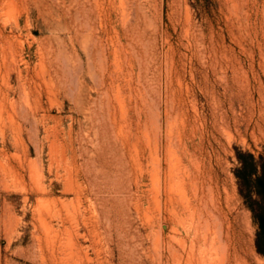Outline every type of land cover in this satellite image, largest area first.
Returning <instances> with one entry per match:
<instances>
[{"label": "rangeland", "instance_id": "374dc122", "mask_svg": "<svg viewBox=\"0 0 264 264\" xmlns=\"http://www.w3.org/2000/svg\"><path fill=\"white\" fill-rule=\"evenodd\" d=\"M241 155L264 0H0L4 264H264Z\"/></svg>", "mask_w": 264, "mask_h": 264}, {"label": "trees", "instance_id": "16d2710c", "mask_svg": "<svg viewBox=\"0 0 264 264\" xmlns=\"http://www.w3.org/2000/svg\"><path fill=\"white\" fill-rule=\"evenodd\" d=\"M240 162L242 166L238 170L237 177L242 187V194L259 224L258 247L264 254V158L257 160L253 155H241ZM254 194L257 200H254Z\"/></svg>", "mask_w": 264, "mask_h": 264}, {"label": "crops", "instance_id": "0c3cea01", "mask_svg": "<svg viewBox=\"0 0 264 264\" xmlns=\"http://www.w3.org/2000/svg\"><path fill=\"white\" fill-rule=\"evenodd\" d=\"M0 264H4V252L1 242H0Z\"/></svg>", "mask_w": 264, "mask_h": 264}, {"label": "bare ground", "instance_id": "6f19581e", "mask_svg": "<svg viewBox=\"0 0 264 264\" xmlns=\"http://www.w3.org/2000/svg\"><path fill=\"white\" fill-rule=\"evenodd\" d=\"M85 14V13H84ZM87 15V14H86ZM148 138V137H147ZM157 170H158V168H157ZM160 170V169H159ZM72 185V184H71ZM71 192V191H70ZM62 207V206H61ZM48 212V211H47ZM41 215V214H40ZM66 232V231H65ZM80 237H81V235H80ZM63 240H64V238H63ZM63 251V250H62ZM64 253V252H63ZM67 252H65L64 254H66Z\"/></svg>", "mask_w": 264, "mask_h": 264}]
</instances>
